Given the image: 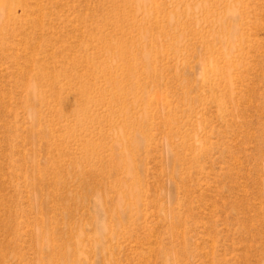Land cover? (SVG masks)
I'll use <instances>...</instances> for the list:
<instances>
[{"label":"rangeland","instance_id":"1","mask_svg":"<svg viewBox=\"0 0 264 264\" xmlns=\"http://www.w3.org/2000/svg\"><path fill=\"white\" fill-rule=\"evenodd\" d=\"M0 264H264V0H0Z\"/></svg>","mask_w":264,"mask_h":264}]
</instances>
